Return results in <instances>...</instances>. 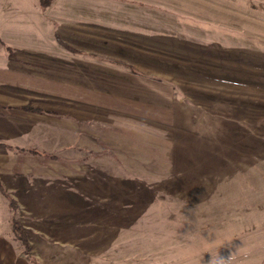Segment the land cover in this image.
I'll return each instance as SVG.
<instances>
[{"label":"rangeland","instance_id":"rangeland-1","mask_svg":"<svg viewBox=\"0 0 264 264\" xmlns=\"http://www.w3.org/2000/svg\"><path fill=\"white\" fill-rule=\"evenodd\" d=\"M21 2L0 0V237L25 255L16 217L41 264H263L264 0Z\"/></svg>","mask_w":264,"mask_h":264},{"label":"trees","instance_id":"trees-1","mask_svg":"<svg viewBox=\"0 0 264 264\" xmlns=\"http://www.w3.org/2000/svg\"><path fill=\"white\" fill-rule=\"evenodd\" d=\"M53 2H54V0H40V4H41L42 8H44V9L48 8L49 6H51L53 4ZM56 36H57V41L61 45H63L67 50H69L71 53H75V54H77V53L81 54L82 53L81 51L77 50L76 48H74V47L68 45L67 43H65L57 32H56ZM97 57L100 60H106V61L114 63L116 65H121L122 67H126L133 74H136V75H140L141 74L134 67H132V66H130L128 64H124L121 61L104 58L102 56H97ZM23 110L24 111H28V112H40V113L47 114L49 116H55L56 115V112H54L52 110H43V109H40V108H34V107H30V106L23 107ZM0 192H2L4 195L5 194L8 195L5 192V189H4V187H3L1 182H0ZM9 200H10V207L12 208L13 211L16 212L17 202L12 197H10ZM13 232L16 235V237L22 242V245L24 247V254H25L26 258L28 259V261L31 264H41L40 261L32 253V245H31V242H30V240L28 238V235L25 232L24 227L21 225V223L17 220L16 217L13 218Z\"/></svg>","mask_w":264,"mask_h":264},{"label":"crops","instance_id":"crops-1","mask_svg":"<svg viewBox=\"0 0 264 264\" xmlns=\"http://www.w3.org/2000/svg\"><path fill=\"white\" fill-rule=\"evenodd\" d=\"M21 0H4V9H9L11 5H17V8L25 9V5L20 3ZM18 9V10H20ZM2 41V40H1ZM264 261V260H263ZM0 264H31L25 255H20L14 245L8 240L0 237ZM264 264V263H263Z\"/></svg>","mask_w":264,"mask_h":264},{"label":"clouds","instance_id":"clouds-1","mask_svg":"<svg viewBox=\"0 0 264 264\" xmlns=\"http://www.w3.org/2000/svg\"><path fill=\"white\" fill-rule=\"evenodd\" d=\"M215 236H216V235H215ZM206 242H207L209 248H211V247H213V246H217L218 249H219L220 247H222V246L225 245V242H230V241H228L227 239L220 241V240H218L217 237H216V238H215L214 240H212L211 242H209L208 240H206ZM205 253H206V252H205ZM207 253H210V254H211V252H207ZM233 255H234V254H232V255L230 256V258L225 259V258L221 257V256L218 254V250H217V252H216V254H215L214 256L211 254V260L209 261V264H232V262H233ZM200 264H201V262H200Z\"/></svg>","mask_w":264,"mask_h":264}]
</instances>
